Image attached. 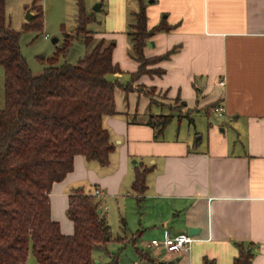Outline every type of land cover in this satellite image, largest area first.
Instances as JSON below:
<instances>
[{"label": "crops", "instance_id": "0c3cea01", "mask_svg": "<svg viewBox=\"0 0 264 264\" xmlns=\"http://www.w3.org/2000/svg\"><path fill=\"white\" fill-rule=\"evenodd\" d=\"M90 2L101 5L97 12L85 0L86 10L95 13L88 26L94 44L115 45L120 73L109 78L127 85L139 68L129 32L140 3ZM145 3L149 30L163 21L172 28L150 38L146 57L178 51L150 68L164 70L162 76L143 75L133 84L141 90L116 89V115L103 118L115 147L110 163L103 167L76 156L72 172L52 187V220L62 234L73 235L69 197L100 190L96 200L107 223L121 217L125 225L109 264H233L237 243L252 244V264H264V0ZM214 114L221 125L212 121ZM151 115H173L159 138L148 125ZM143 171L145 188L137 192L134 182ZM125 217L137 230H126ZM190 228L199 231L187 252L149 247Z\"/></svg>", "mask_w": 264, "mask_h": 264}, {"label": "trees", "instance_id": "16d2710c", "mask_svg": "<svg viewBox=\"0 0 264 264\" xmlns=\"http://www.w3.org/2000/svg\"><path fill=\"white\" fill-rule=\"evenodd\" d=\"M138 2L140 9L129 36L139 68L130 83L122 85L109 78L120 73L113 62L115 45L103 40L94 44L88 26L95 13L86 10L85 0H77L76 29L64 30V43L53 57L40 58L45 68L38 75L22 55L20 34L7 24L6 0H0V65L5 70V108L0 110V264H24L30 251L39 264H95L94 250L112 241L95 194L77 190L69 197L67 215L74 223V234L66 236L52 220L50 193L55 183L72 172L76 156L109 165L115 147L103 118L116 115V89L129 93L143 75L162 76L164 70L150 68L178 51L146 57L150 38L172 28L163 21L149 30L145 0ZM33 8L36 16L31 23L41 28L42 8L36 3ZM81 37L90 51L71 64L66 58ZM172 119L173 115L150 116L148 125L156 138ZM145 175L143 171L136 176L133 187L137 192L145 188ZM236 245L239 254L233 264H252V244ZM203 264L215 262L205 259Z\"/></svg>", "mask_w": 264, "mask_h": 264}, {"label": "rangeland", "instance_id": "374dc122", "mask_svg": "<svg viewBox=\"0 0 264 264\" xmlns=\"http://www.w3.org/2000/svg\"><path fill=\"white\" fill-rule=\"evenodd\" d=\"M90 1L88 0L91 9L99 3H92ZM35 2H37V6H41L43 12V26L41 28L36 26V23H31L26 20L28 10L33 7ZM32 9L35 15V9ZM5 12L7 24L12 30L20 34L19 45L22 55L26 59L31 71L36 75L42 73L45 68V64L40 61V58L44 57L47 59L53 57L57 48L62 47L64 43V30L66 32H73L77 27V0H6ZM45 36H48V39H45ZM54 38L59 40L57 46L52 42ZM87 53V47L81 37L74 42L66 60L71 64H77ZM134 89L141 90V87L136 85ZM4 108L5 70L0 65V110ZM211 119L215 124L221 125L223 123V120L215 114ZM199 128H202L201 124ZM122 219L121 217L113 218V220L109 219L108 225L113 239L105 248H97L94 250L93 258L95 263L98 261L100 264H109L114 256L113 254L117 255L119 253V244L116 238L117 234H122L123 228H125ZM125 222L127 231L130 232L132 229L133 231L137 230V226L134 223L133 225L131 224L130 217H125ZM131 248L132 246L130 245L128 250ZM124 253L126 254L123 255H129L130 251ZM24 264L39 263L30 251V255Z\"/></svg>", "mask_w": 264, "mask_h": 264}, {"label": "built area", "instance_id": "2783aa9c", "mask_svg": "<svg viewBox=\"0 0 264 264\" xmlns=\"http://www.w3.org/2000/svg\"><path fill=\"white\" fill-rule=\"evenodd\" d=\"M48 39V36H45ZM220 86H224L225 82L221 81ZM215 112L219 115H223V109L221 107L215 108ZM96 196H100V190L95 191ZM196 241V238L190 234H180L176 236H166L163 240L154 239L150 242L149 247L163 250L167 253L177 254L187 252L192 247V244Z\"/></svg>", "mask_w": 264, "mask_h": 264}, {"label": "water", "instance_id": "95a60500", "mask_svg": "<svg viewBox=\"0 0 264 264\" xmlns=\"http://www.w3.org/2000/svg\"><path fill=\"white\" fill-rule=\"evenodd\" d=\"M100 7H101V5L98 4V5L94 8V10L98 12V11H100ZM34 18H35V15L32 14L30 10H28L27 15H26V20H27L28 22H31ZM52 42L55 44V43L58 42V39H57V38H54V39L52 40ZM99 213H101V211H99ZM198 231H199V230H197V229H195V228H190V230H189V234H190V235H196V234L198 233Z\"/></svg>", "mask_w": 264, "mask_h": 264}]
</instances>
